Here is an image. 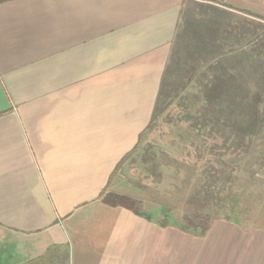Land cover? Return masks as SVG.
Wrapping results in <instances>:
<instances>
[{
	"label": "crops",
	"instance_id": "1",
	"mask_svg": "<svg viewBox=\"0 0 264 264\" xmlns=\"http://www.w3.org/2000/svg\"><path fill=\"white\" fill-rule=\"evenodd\" d=\"M247 18L264 0H0V264H264V228L104 201L181 37Z\"/></svg>",
	"mask_w": 264,
	"mask_h": 264
},
{
	"label": "rangeland",
	"instance_id": "2",
	"mask_svg": "<svg viewBox=\"0 0 264 264\" xmlns=\"http://www.w3.org/2000/svg\"><path fill=\"white\" fill-rule=\"evenodd\" d=\"M235 24L181 37L153 118L117 172L138 211L194 234L216 219L264 228V22Z\"/></svg>",
	"mask_w": 264,
	"mask_h": 264
},
{
	"label": "trees",
	"instance_id": "3",
	"mask_svg": "<svg viewBox=\"0 0 264 264\" xmlns=\"http://www.w3.org/2000/svg\"><path fill=\"white\" fill-rule=\"evenodd\" d=\"M158 101H160V97H159V100ZM138 147H139V145L137 146V148ZM104 201L106 203H109V204H112V205H122V206H125L127 208H130V209L134 210L137 213L140 212V211H138V209H136V207L134 205V202H133V199L131 197L127 196V195H122V194H117V193H108L104 197ZM208 227L209 226H203V228H199L198 231L195 232V233H197V234L203 233L204 234L207 231ZM192 231H196L195 228H193Z\"/></svg>",
	"mask_w": 264,
	"mask_h": 264
}]
</instances>
